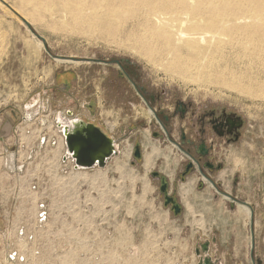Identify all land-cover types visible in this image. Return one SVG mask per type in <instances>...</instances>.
Returning a JSON list of instances; mask_svg holds the SVG:
<instances>
[{
  "label": "rangeland",
  "instance_id": "374dc122",
  "mask_svg": "<svg viewBox=\"0 0 264 264\" xmlns=\"http://www.w3.org/2000/svg\"><path fill=\"white\" fill-rule=\"evenodd\" d=\"M20 10L36 20L29 22L30 28ZM82 12L59 10L55 4L46 8L39 0H0V140L10 143L8 158L0 157V264H197V233L217 237L219 245L210 252L219 263L252 264L253 259L264 264V99L209 83L217 73L247 83L246 77L254 73L248 61L229 49L225 58L205 66L204 73L200 65H191L184 76L178 69L169 73V56L150 60L136 51L146 35L136 22L114 19L104 25L111 30L94 29L75 24ZM55 57L79 63H60ZM127 63L135 78L122 71ZM139 87H147L157 103L142 100ZM179 103L191 109L186 127L214 111L241 119L244 128L239 144L228 148L222 143L217 161L223 169L217 176L203 170L216 190L201 175L191 177L196 187L204 181L206 188L196 191L197 199H182L184 212L177 218L158 197L151 173L160 171L178 180L182 156L148 106L176 115ZM68 111L121 138L132 124L147 126L131 133L132 140L143 144L144 160L132 165L134 142L124 139L120 154L106 169L72 171L63 158L67 148L58 126ZM180 116L169 125L171 142L180 139ZM156 133L166 142L156 139ZM33 149L42 154L31 164ZM45 151L54 156L47 157ZM49 165L57 170H48ZM52 171L77 183L54 182ZM37 183L50 213L43 225L36 220L38 196L29 192ZM241 202L252 204L253 222ZM113 210L119 214L114 221ZM113 230L120 232L118 242ZM110 239L113 246L107 243Z\"/></svg>",
  "mask_w": 264,
  "mask_h": 264
},
{
  "label": "bare ground",
  "instance_id": "6f19581e",
  "mask_svg": "<svg viewBox=\"0 0 264 264\" xmlns=\"http://www.w3.org/2000/svg\"><path fill=\"white\" fill-rule=\"evenodd\" d=\"M39 2L46 8L48 4H55L59 10L81 9L83 12L76 17L75 24L86 23L95 27L94 29L109 31L111 28L104 25L112 24L114 19L136 22L137 27L146 33L136 44V51L150 60L169 56L171 60L165 65V70L169 73L178 69L184 76L191 65H200L204 73L205 66L213 65L219 58H225L227 50L236 49L240 57L248 61V68L254 70L252 75L246 77L247 83L243 80H226L221 73L215 74L209 83L221 84L253 99H264V0ZM24 4L25 1L22 5ZM20 12L29 19L28 22L35 24L34 18L30 19L25 12ZM202 76L200 74L198 77ZM244 209L251 215L247 208Z\"/></svg>",
  "mask_w": 264,
  "mask_h": 264
},
{
  "label": "flooded vegetation",
  "instance_id": "af4514ba",
  "mask_svg": "<svg viewBox=\"0 0 264 264\" xmlns=\"http://www.w3.org/2000/svg\"><path fill=\"white\" fill-rule=\"evenodd\" d=\"M119 65L122 66L120 63ZM126 67H122V71L124 72L125 76L128 78H132L133 73L130 72L129 63L124 64ZM68 89H71L70 86L66 87ZM140 96L148 100L150 103H157V99L154 98L153 94L149 91L147 87H139ZM149 110L154 115L157 123L160 126V129L164 133L165 137L168 138L169 142L172 143L174 149H176V152L179 156H182V166L183 171L178 175V180L171 181L169 180V175L164 174L160 171L152 172V180L154 181V184H157L159 194L158 197L163 201L164 206L166 209H169L174 216L181 217V215L184 212V205L181 201V199L178 196V188L181 184H187L189 179L193 177L196 174L201 175L204 178V175L208 177L207 174L203 172L204 169L208 171L210 175H216L218 174L222 169V165L217 161V154L218 151L222 148V143L225 144L226 147L231 148L234 145H237L240 143V140L242 138V131L244 128V122L241 119L234 118L230 115H227L226 113L223 114H217L214 111H206L203 116V118L199 119L198 123H190L186 127V121L191 113V109L184 104L179 103L176 106V115H169L166 112L158 111L154 106H148ZM181 115L182 124L179 127V124L173 125V128H181L180 133V139L175 142L170 141V136H173V129L172 132L169 129V125H171V122L175 121V118ZM196 113L192 112V116L195 117ZM77 116L71 111H68L66 114L65 119L58 120V126L59 122L61 121H67L70 123L72 120H77ZM81 120V119H80ZM86 123L94 124L96 127L100 128L110 139H112L116 146V154L112 156L110 160H108L107 165L116 157L118 154H120V146L124 141V139H128V141L134 142L133 146V153H132V165H136V163H141L144 160L143 156V144L137 142V140H132V132L136 128H142L146 129L147 126L143 125H131L130 133L126 134L128 138H121V136H117L115 134L109 133L106 128H102L100 125L96 124L95 122L91 121H85ZM60 128V127H59ZM146 131V130H145ZM175 131V130H174ZM129 135V136H128ZM154 137L158 139L159 141L166 142L162 135L156 133L154 134ZM139 149V157H136V151ZM177 155V154H176ZM106 165V167H107ZM106 167L104 169H106ZM212 180V179H211ZM207 181V180H206ZM209 182V181H208ZM210 183V182H209ZM215 183V182H214ZM211 185V183H210ZM212 186V185H211ZM205 183L202 181V183L199 184V186L196 187V190L198 192L204 190ZM216 190V184L215 187L212 186ZM232 197V196H231ZM233 198V197H232ZM168 199H172L168 204ZM234 199V198H233ZM235 200V199H234ZM179 206L180 212L176 214L175 207ZM251 220L253 218L251 217ZM218 239L215 235H212V238H209L207 235H201L199 233L196 234V241H195V255L197 257V264H201L202 261L205 258H209L212 261V264H224L223 262L219 263V260L214 259L211 256L210 249L212 247L217 246ZM255 262V261H254ZM252 264H262L261 261L253 263Z\"/></svg>",
  "mask_w": 264,
  "mask_h": 264
},
{
  "label": "water",
  "instance_id": "95a60500",
  "mask_svg": "<svg viewBox=\"0 0 264 264\" xmlns=\"http://www.w3.org/2000/svg\"><path fill=\"white\" fill-rule=\"evenodd\" d=\"M23 22L27 27H31L30 23L23 19ZM46 46V40L37 36ZM56 60H70L72 62H79L76 59H63L55 57ZM109 64H120V61H110ZM59 127L63 129V136L65 139V146L68 151V155L75 161L76 169H93L100 168L104 169L107 165L108 160L116 154V146L112 139H110L100 128L94 124L86 123L83 120L77 119L72 120L70 123L67 121L59 122ZM85 145L87 149L85 150ZM139 149L136 151V157H139ZM204 179L209 181L213 187L215 183L204 175ZM226 198L232 200L230 195H224ZM172 201L168 199L167 204ZM242 206L250 210L251 217L253 218V208L247 203H240ZM176 214L180 212L179 206L175 207ZM255 248V240L252 236V256ZM253 263L254 260H253ZM201 264H212L209 258H205Z\"/></svg>",
  "mask_w": 264,
  "mask_h": 264
},
{
  "label": "built area",
  "instance_id": "2783aa9c",
  "mask_svg": "<svg viewBox=\"0 0 264 264\" xmlns=\"http://www.w3.org/2000/svg\"><path fill=\"white\" fill-rule=\"evenodd\" d=\"M60 129V132L62 133V135H63V129L62 128H59ZM64 137V136H63ZM48 155H47V157H50V155H52V156H54L53 154L54 153H51V152H47V151H45ZM44 152V155L46 154ZM18 154V153H17ZM19 154H20V152H19ZM29 159H30V161H32L31 162V164H33V160L36 158V157H38V156H40L41 154H42V152H41V150H31L30 152H29ZM64 161H68L69 163H70V165H71V170L72 171H74V172H78V171H82V170H84V169H76L75 168V161L68 155V151L66 150V153H65V155H64ZM60 167V166H59ZM22 168H23V166L21 165V166H18L17 167V170L18 171H21L22 170ZM57 167H53V166H50L49 165V167H47V169L48 170H57L56 169ZM97 168V167H96ZM94 169V168H93ZM70 170V171H71ZM50 174H52V176L54 177L52 180L54 181V182H57V180L60 182V183H62V184H64L62 181H64V182H67V180H68V184L70 183V182H72V183H74V184H76L77 182L76 181H73L72 179H70L69 177H62V176H60L57 172H53L52 171V173H50ZM57 174H58V176H57ZM101 178V177H100ZM37 179V181L38 182H40V180H41V178H39V177H37L36 178ZM101 179H103V178H101ZM51 183H52V181L51 180H49L48 181V185L50 186L51 185ZM44 189L46 190V187H44ZM49 189H51V187L49 188ZM29 192L30 193H33V194H35L36 196H38V201L36 202L37 204H38V208H37V214H36V220H37V223L38 224H41V225H43L44 223H46V221L50 218V213H49V209H48V203H47V201L45 200V196H44V194H42L41 196H40V193H41V186H39L38 185V183L37 184H32L30 187H29ZM113 215H112V220L114 221V220H116L117 219V217L119 216V214L117 213V211L116 210H113ZM108 213H111V210H109V212ZM113 234H112V236L113 237H115L116 238V242H118V239L121 237V235H120V232H116V230H113ZM20 236L22 237V238H27V236L25 237V234H24V232H20ZM111 242H113V243H111ZM107 243L109 244V245H114L115 244V242L114 241H112L111 239L110 240H108L107 241ZM132 244V243H131ZM121 248V247H120ZM126 249L128 250V251H130V252H132V253H137L136 251L138 250L137 248H135V247H133V246H128V247H126ZM114 251L115 252H119L120 250L117 248V250H115L114 249Z\"/></svg>",
  "mask_w": 264,
  "mask_h": 264
},
{
  "label": "crops",
  "instance_id": "0c3cea01",
  "mask_svg": "<svg viewBox=\"0 0 264 264\" xmlns=\"http://www.w3.org/2000/svg\"><path fill=\"white\" fill-rule=\"evenodd\" d=\"M10 143L8 142V140H6V142L4 141V139L3 138H1V140H0V157H1V159L3 160V159H6V158H8V155H9V151H10V149H9V145ZM153 152H154V149H153ZM150 157H151V154H150ZM8 162V161H7ZM148 168H149V166H150V160L149 159H147V161H146V164H145ZM171 174L173 175V172H171ZM194 176H196V175H194ZM215 176H217V174L215 175ZM190 180V179H189ZM238 186V185H237ZM197 190H196V185L194 184V182H190V181H188V183L187 184H181L180 186H179V188H178V196H179V198L181 199V201H182V199L184 200V197L185 196H187V195H192L193 197H195L196 199L198 198V197H196L197 196V192H196ZM190 201L191 202H194V205H197V203L195 202V199H194V201H193V198H190ZM233 202H235L234 200H232ZM189 202V201H188ZM190 203V202H189ZM241 203H243V202H241ZM244 203H247V202H244ZM248 204H250V203H248ZM250 205H252V204H250ZM242 206V205H241ZM243 208H246V207H244V206H242ZM245 214V213H244ZM245 216H247L246 214H245ZM250 220H251V215H250ZM252 222H253V220H251ZM254 233H253V223H252V236L254 237V235H253ZM219 245V240H218V242H217V246ZM216 246V247H217ZM213 248V247H212Z\"/></svg>",
  "mask_w": 264,
  "mask_h": 264
},
{
  "label": "snow or ice",
  "instance_id": "6c2138e0",
  "mask_svg": "<svg viewBox=\"0 0 264 264\" xmlns=\"http://www.w3.org/2000/svg\"><path fill=\"white\" fill-rule=\"evenodd\" d=\"M87 149V145H85V150Z\"/></svg>",
  "mask_w": 264,
  "mask_h": 264
},
{
  "label": "trees",
  "instance_id": "16d2710c",
  "mask_svg": "<svg viewBox=\"0 0 264 264\" xmlns=\"http://www.w3.org/2000/svg\"><path fill=\"white\" fill-rule=\"evenodd\" d=\"M69 78V77H68Z\"/></svg>",
  "mask_w": 264,
  "mask_h": 264
}]
</instances>
